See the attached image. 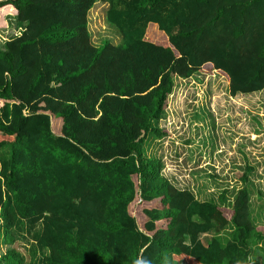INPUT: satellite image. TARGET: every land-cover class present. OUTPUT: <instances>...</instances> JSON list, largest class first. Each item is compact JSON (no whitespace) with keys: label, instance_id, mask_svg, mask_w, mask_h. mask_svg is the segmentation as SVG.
<instances>
[{"label":"trees","instance_id":"trees-1","mask_svg":"<svg viewBox=\"0 0 264 264\" xmlns=\"http://www.w3.org/2000/svg\"><path fill=\"white\" fill-rule=\"evenodd\" d=\"M121 43L91 41L88 13ZM10 18V19H9ZM0 240L36 264H264L246 166L232 200H198L147 157L176 79L264 90V0H1ZM226 227L230 231L223 234ZM202 235L211 237L205 242ZM4 264H22L11 249Z\"/></svg>","mask_w":264,"mask_h":264},{"label":"rangeland","instance_id":"rangeland-1","mask_svg":"<svg viewBox=\"0 0 264 264\" xmlns=\"http://www.w3.org/2000/svg\"><path fill=\"white\" fill-rule=\"evenodd\" d=\"M107 7L97 2L88 13L91 41L97 47L104 41L121 43L105 21ZM9 19V27L0 30V44L17 32ZM157 126L166 134L161 139L148 138L147 157L160 159L161 175L200 201L217 200L226 190L230 202L242 187L236 175L246 166L253 168L249 175L252 217L264 230V90L231 97L227 79L217 72L176 79ZM229 231L226 227L223 234ZM210 237L202 235V240ZM2 240L0 257L13 249L22 264H36L38 253L23 227L12 245ZM0 264H4L1 259Z\"/></svg>","mask_w":264,"mask_h":264},{"label":"clouds","instance_id":"clouds-1","mask_svg":"<svg viewBox=\"0 0 264 264\" xmlns=\"http://www.w3.org/2000/svg\"><path fill=\"white\" fill-rule=\"evenodd\" d=\"M137 264H142V262L141 261H137Z\"/></svg>","mask_w":264,"mask_h":264}]
</instances>
